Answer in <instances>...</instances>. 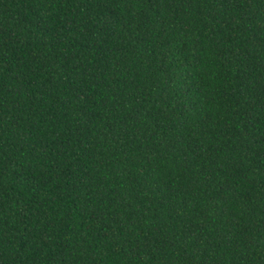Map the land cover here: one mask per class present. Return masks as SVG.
<instances>
[{
  "label": "trees",
  "instance_id": "16d2710c",
  "mask_svg": "<svg viewBox=\"0 0 264 264\" xmlns=\"http://www.w3.org/2000/svg\"><path fill=\"white\" fill-rule=\"evenodd\" d=\"M0 264H264V0H0Z\"/></svg>",
  "mask_w": 264,
  "mask_h": 264
}]
</instances>
